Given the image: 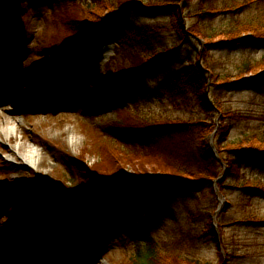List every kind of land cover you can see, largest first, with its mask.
I'll return each instance as SVG.
<instances>
[{
	"label": "rangeland",
	"instance_id": "obj_1",
	"mask_svg": "<svg viewBox=\"0 0 264 264\" xmlns=\"http://www.w3.org/2000/svg\"><path fill=\"white\" fill-rule=\"evenodd\" d=\"M14 1L23 8L20 43L10 50H0V264H193L194 260L200 264H264V196L249 197L236 189L234 178L227 177L225 164L219 177L226 186L222 192L216 181L215 193L208 188L183 190L154 215L153 225L148 228L133 219L116 218L109 220L111 227L105 231L88 221L84 233L75 229L77 223L64 232L61 218L65 212L49 219L41 217L52 195L57 201L62 200L60 193L65 198L79 195L76 183L71 181L69 157H84L91 166L106 163L105 155L114 151V158L122 152L124 158H134L140 164L164 162L165 152L160 147L136 148L124 139L117 140L112 128L120 123L148 127L152 122L169 121L191 124L178 128V132L199 129L198 121L207 115L191 89L174 90V74L198 64L207 68L206 59L221 80L236 82L262 75L264 47H258L254 40L257 35L243 32L240 38L251 36V41L233 44L226 33L238 21L263 25L264 1L251 3L239 13L216 16L199 15L198 3L189 0H141L144 4L159 2L170 9V13L161 12L155 17L139 12L138 5L128 9L120 30L107 25L108 39L95 66L96 75L107 77L137 66L154 52L177 49L139 79L138 88L124 99L120 109L106 106L91 84L77 81L70 85L74 80L55 78L45 66L53 63L48 49L51 38L59 31L60 35L70 36L64 30L69 17L91 23L106 21L127 0ZM204 1L222 11L224 6L234 8L244 0ZM176 11L183 13L187 32L183 36L171 30V16ZM196 23L203 27L206 38L190 34V27ZM205 50L207 58L203 56ZM247 85L232 90L211 88L208 96L210 102L219 99L224 109L250 117L226 121L232 126L228 142L251 137L245 146L251 143L264 151V86L257 89ZM213 115L220 120L218 112ZM142 135L136 133L132 138ZM211 137L199 144L211 145ZM162 142L167 150L182 154L188 153L193 142L198 144L186 133ZM31 148L38 150L36 163L26 160ZM152 152L156 154L150 156ZM236 159L240 163L245 157L236 155ZM113 161L119 163L118 159ZM113 161L104 165L111 166ZM241 168L242 176L264 185V168L248 162L241 163ZM161 171L160 167L150 169L152 174ZM126 173L129 181H135L142 172L127 168ZM210 214L214 215L220 242L204 232ZM218 223L224 228L219 230ZM23 244L35 245L36 249L28 252L23 248L26 253L22 258L11 256L10 250Z\"/></svg>",
	"mask_w": 264,
	"mask_h": 264
},
{
	"label": "trees",
	"instance_id": "obj_2",
	"mask_svg": "<svg viewBox=\"0 0 264 264\" xmlns=\"http://www.w3.org/2000/svg\"><path fill=\"white\" fill-rule=\"evenodd\" d=\"M189 1L198 3L199 15L216 16L221 13H239L251 3L264 0H244L237 3L234 8L226 5L222 11H217L213 5H207L204 0ZM19 3V1L14 0H0V50L3 48L10 50L14 45L20 43V23L23 8ZM124 3V7L114 11L112 17L106 21L91 23L86 19L79 20L69 17L70 23L64 30L70 36L60 35L62 31H59L51 38L48 49L53 57V63L45 66L55 78L67 79V81L74 80L70 82V85H74L77 81L91 84L93 91L100 92L102 102L115 109H120L124 105V99H129V94L135 92V89L138 88V81L148 75L164 57L169 56L177 49L174 48L168 52H154L151 57L142 60L137 66L113 74L110 73L107 77L96 75L95 66L100 59L105 41L108 39V24L113 25L114 29L120 30L125 24V12L136 5L139 6V12L151 17H155L161 12L170 13L168 11L170 9L159 2L150 1L144 4L141 0H127ZM262 16L263 11L260 14V17ZM171 18V30L179 36L186 34L187 32L183 27L182 11L172 13ZM235 25L226 33L230 43H247L251 41V36L244 38H240V36L243 32H253L257 35V39L254 40L259 44L258 47H264V28H262L264 23L261 25L255 22L251 23V21H238ZM91 27L92 30H90ZM190 34L193 37H207L203 27L198 23L190 27ZM210 46L222 47V45L212 46L211 44ZM207 52L205 50L204 55L202 53L199 59L202 55L207 58ZM204 61L207 68H203L204 66L200 64L195 65L194 69H191L190 66L174 74L171 78V86L174 90L183 87L194 92L198 105L207 115L206 119L198 121L199 129H189L191 131L185 132L189 137L194 138L198 144L193 142L186 154L174 149L167 150L163 145L162 141L168 137L174 138L177 135L185 134L178 132L177 129L191 126L189 123L152 122L147 127L146 125H132L122 122L118 127L112 128L113 136L117 140L124 139L134 144L133 146L136 148L160 147L165 152L166 159L164 162L152 159V162L140 164V162H135L137 160L134 158L132 161L124 158L122 152H119L121 156L114 158L112 156L116 154L114 151L112 155L110 154L111 151L105 155V162L118 159L119 163L113 161L112 165L107 167L104 165L106 164L104 161L90 166L84 157H69V168L72 169L71 181L76 183L79 195L75 198H65L60 193L58 197L62 198L61 201H57V197L52 195L48 200L49 203L42 208L41 217L44 219L57 217L63 211L65 213L61 218V229L67 231L71 224L77 223L75 229L82 233L89 228L88 221H94L101 231H105L111 227L109 220L116 218L133 219L148 228L153 225L154 215L159 214L169 206L173 198L183 190L196 192L208 188L211 193H215V183L218 182V188L222 192V189L226 187L219 182L223 164L227 168V177L234 178L236 189L247 192L249 197L264 196V185L256 184L242 176L241 168V163L244 162L264 168V151L255 145L251 146V143L249 146H245V141H251V137L238 142L227 141L232 126L226 121H245L249 120L250 117L240 112L226 110L219 99L215 98L210 102L208 96L211 88L242 89L248 84L249 87L260 89L264 86V71L260 76L231 82V80H227L228 78L221 80L206 59ZM135 84L137 85L135 86ZM132 86L135 87L131 88ZM215 112L221 116L219 121L214 119L213 113ZM140 132L144 136L132 138L134 134H140ZM213 134H215V146L220 159L217 158L211 146L206 142L199 144L202 139L209 138ZM261 141L264 142V140ZM155 154L156 152H152L149 155ZM236 155H243L245 160L239 163ZM157 166L163 171L152 174L150 169L157 170ZM127 168L134 169L135 172L137 169L142 173L136 176L135 181H129L126 173ZM213 216V214L209 215L204 232L212 234L214 241L218 242L219 238ZM74 217H78V219L76 220ZM246 222L251 223V221ZM217 227L219 230L224 228L223 224L219 223ZM191 263L200 264L197 260ZM142 264L149 263L142 262Z\"/></svg>",
	"mask_w": 264,
	"mask_h": 264
},
{
	"label": "bare ground",
	"instance_id": "obj_3",
	"mask_svg": "<svg viewBox=\"0 0 264 264\" xmlns=\"http://www.w3.org/2000/svg\"><path fill=\"white\" fill-rule=\"evenodd\" d=\"M38 157H39V153H38V150H36V148H31L27 154V157H26V160L27 161H30L31 163H36L37 160H38ZM11 251V250H10ZM12 254H15L16 257H22V254L21 253H18V252H12ZM21 259V258H19Z\"/></svg>",
	"mask_w": 264,
	"mask_h": 264
},
{
	"label": "water",
	"instance_id": "obj_4",
	"mask_svg": "<svg viewBox=\"0 0 264 264\" xmlns=\"http://www.w3.org/2000/svg\"><path fill=\"white\" fill-rule=\"evenodd\" d=\"M214 137H215V134H213L211 137V149L214 152V154L217 156V158L220 159L218 152L216 150L215 144H214ZM216 191H217V189H216Z\"/></svg>",
	"mask_w": 264,
	"mask_h": 264
}]
</instances>
